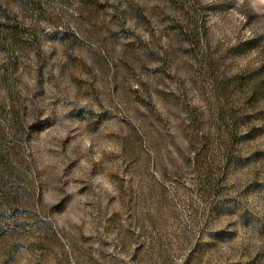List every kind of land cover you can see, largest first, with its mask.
I'll return each mask as SVG.
<instances>
[{
    "label": "rangeland",
    "instance_id": "1",
    "mask_svg": "<svg viewBox=\"0 0 264 264\" xmlns=\"http://www.w3.org/2000/svg\"><path fill=\"white\" fill-rule=\"evenodd\" d=\"M0 264H264V0H0Z\"/></svg>",
    "mask_w": 264,
    "mask_h": 264
}]
</instances>
